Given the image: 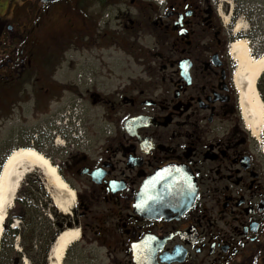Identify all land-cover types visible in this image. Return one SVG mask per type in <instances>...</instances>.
Instances as JSON below:
<instances>
[{"label": "flooded vegetation", "instance_id": "af4514ba", "mask_svg": "<svg viewBox=\"0 0 264 264\" xmlns=\"http://www.w3.org/2000/svg\"><path fill=\"white\" fill-rule=\"evenodd\" d=\"M138 1L139 23L120 25H137L153 40L141 71L104 98L77 89L52 111L51 124L46 112L65 90L36 61L44 42L35 30L46 20V2L0 0V174L15 149H45L74 192L67 211L51 197L68 216L46 213L45 264H264V146L248 127L235 82L234 12H219L210 0ZM126 6L123 0L108 17H127ZM257 10L264 21V5ZM90 102L103 104L104 126L93 128ZM64 111L79 115L81 140L56 127ZM36 118L43 121L35 125ZM168 168L187 180L174 205L151 211L143 189ZM23 184L13 207L2 209L0 258L12 235L21 254L15 260L30 264L19 246L25 224L35 234L39 213L18 198ZM66 238L72 241L59 259Z\"/></svg>", "mask_w": 264, "mask_h": 264}, {"label": "rangeland", "instance_id": "374dc122", "mask_svg": "<svg viewBox=\"0 0 264 264\" xmlns=\"http://www.w3.org/2000/svg\"><path fill=\"white\" fill-rule=\"evenodd\" d=\"M122 1L58 0L46 4V20L39 29L35 30L36 41H40L41 44L44 42L46 47L44 45L39 47V52H36L39 60L36 61H39V64L45 62L46 79H57L62 83V89L65 90L62 93L64 99H61L60 102L54 100L50 103V110L46 112V123L49 119L50 123H53L52 111L64 106L66 98L77 89L85 92L87 96L96 94L104 98L121 79L136 76L142 69V62L149 59L153 40L146 33L142 32V34L137 25L135 30H123V26L120 25L126 23L128 19L134 20L136 24L139 23L140 17L136 13L140 2L136 0V4L132 5V0H127L126 7L130 9L129 15L122 16L119 21L115 20L117 17H108L112 14V10L122 7ZM258 4L264 5V0H233L235 24L239 22L246 24V20H255V29L251 27V30H248L247 28L248 31L244 32L246 35L240 37L249 41L251 50L253 46H260L259 41L264 39V21L258 19ZM227 7L231 8L226 5L224 10ZM227 24L229 22L225 23V25ZM260 31L262 33H259ZM249 33L253 36H249ZM231 35L234 39L232 43L239 39V36L236 38L233 33ZM261 46V49L258 48V52H254L255 57L264 55V48ZM79 79L82 82L78 85L75 84ZM91 79L93 80L92 84ZM86 80L89 87L86 86ZM257 88L264 102V75L257 82ZM99 105L93 107L91 102L88 103L87 115L94 123L93 128L100 127L105 123L106 111L102 103ZM65 113V111L61 113L63 118L66 117ZM41 121H43L42 118H36L34 124L37 125ZM262 140L261 136L260 141L263 143ZM38 152L46 157L45 149L38 150ZM51 162L54 164L52 160ZM54 165L58 168L56 164ZM47 179L48 177L40 169L32 171L23 179L22 183L25 182L23 193L19 195L21 199L25 198L26 206H33L39 213L35 234L32 235L34 228L25 224L26 229L22 231L23 240L19 246V250H22L23 254L29 252L27 261L30 264H45L42 255L46 246V221H50L46 217V213L52 217L54 215L63 218L68 216L55 207L51 197L58 204L59 202L66 204L67 209L62 211H67L73 206V202L68 201L69 199L51 185ZM18 212L21 213V211ZM19 226L22 224L19 223ZM10 231L12 230L10 229ZM5 241L4 249H2L4 257L1 255L2 258H0L1 264L3 262H5L4 264H25V261L17 262V258L14 257L21 254L15 249L16 242L12 235L10 238L6 237ZM35 241H37L39 249L33 247ZM10 244H14L12 251H10ZM31 258L33 260L30 261Z\"/></svg>", "mask_w": 264, "mask_h": 264}, {"label": "bare ground", "instance_id": "6f19581e", "mask_svg": "<svg viewBox=\"0 0 264 264\" xmlns=\"http://www.w3.org/2000/svg\"><path fill=\"white\" fill-rule=\"evenodd\" d=\"M224 20L226 23L230 22L231 16H224ZM247 28L248 26L246 24L239 22L234 27L233 35L237 38V36L243 34ZM238 38L239 39H236L232 44V50L230 49L231 55L237 64L235 82L240 92L242 109L248 127H250L257 138L260 139L262 136V144L264 146V102L257 88V82L264 75V55L255 57L252 53L249 41L246 38ZM259 127L260 130H258ZM36 169L43 171L45 176L48 177L51 185L58 189L61 194H64L69 199L68 201L74 202V192L60 177L57 168L51 163L48 157H45L34 148L16 149L6 161L0 180V238L3 234V222L5 217L2 209L6 204H8L6 207H13L12 203L14 196L23 179ZM58 205L62 210L67 209L66 204H63V202H59ZM65 235L66 234H64V237H66ZM71 241L72 238H66L62 241L60 248L58 247L59 249H57L59 259L64 255V251Z\"/></svg>", "mask_w": 264, "mask_h": 264}, {"label": "water", "instance_id": "95a60500", "mask_svg": "<svg viewBox=\"0 0 264 264\" xmlns=\"http://www.w3.org/2000/svg\"><path fill=\"white\" fill-rule=\"evenodd\" d=\"M42 1L48 4L56 2L58 0ZM4 166L2 169L1 176L3 174ZM182 178L187 180V173L176 168H168L156 173L154 177L147 183L146 187L143 189V194L147 197L148 208L151 211L156 212V210L160 206L166 207L174 205L175 202L179 199V185L182 181Z\"/></svg>", "mask_w": 264, "mask_h": 264}, {"label": "trees", "instance_id": "16d2710c", "mask_svg": "<svg viewBox=\"0 0 264 264\" xmlns=\"http://www.w3.org/2000/svg\"><path fill=\"white\" fill-rule=\"evenodd\" d=\"M37 212L36 211H34V219L33 220H35L36 218H37ZM10 251H12V246H11V250ZM1 260H0V264H1ZM5 262H3L2 264H4Z\"/></svg>", "mask_w": 264, "mask_h": 264}, {"label": "built area", "instance_id": "2783aa9c", "mask_svg": "<svg viewBox=\"0 0 264 264\" xmlns=\"http://www.w3.org/2000/svg\"><path fill=\"white\" fill-rule=\"evenodd\" d=\"M213 1H216V0H213ZM81 133V132H80Z\"/></svg>", "mask_w": 264, "mask_h": 264}]
</instances>
